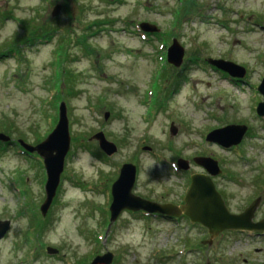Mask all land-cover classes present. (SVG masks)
Wrapping results in <instances>:
<instances>
[{
    "label": "rangeland",
    "instance_id": "1",
    "mask_svg": "<svg viewBox=\"0 0 264 264\" xmlns=\"http://www.w3.org/2000/svg\"><path fill=\"white\" fill-rule=\"evenodd\" d=\"M141 23L157 36L139 35ZM36 28L47 39L22 42ZM172 40L183 49L180 74L163 55ZM0 56V134L35 147L64 103L70 139L44 218L41 159L14 146L0 151V222L10 224L0 264H87L105 252L112 264H264V237L223 231L210 239L204 227L125 211L108 228L109 189L121 165L136 168L132 194L155 203L180 194L187 174L205 173L196 158L216 161L227 177L220 191L230 213L260 195L252 222L264 219V118L256 116L264 0H0ZM208 59L241 67L243 77L233 81ZM233 125L246 129L237 146L205 141ZM98 132L116 147L111 156L93 139ZM179 160L187 171L175 169Z\"/></svg>",
    "mask_w": 264,
    "mask_h": 264
},
{
    "label": "water",
    "instance_id": "2",
    "mask_svg": "<svg viewBox=\"0 0 264 264\" xmlns=\"http://www.w3.org/2000/svg\"><path fill=\"white\" fill-rule=\"evenodd\" d=\"M59 6L52 8L51 16L57 15ZM139 30L146 34H155L159 30L147 23H141L138 26ZM183 49L172 40L170 47L166 52V61L173 67H179L182 62ZM206 62L217 69L226 73L229 77L241 79L244 70L230 62L222 60H206ZM257 91L262 96L263 100L257 105L256 115L264 117V77L261 79ZM58 119L54 130L38 145L29 147L19 141L23 149L29 153H36L43 160V167L46 174L44 185L45 199L39 208L42 217L48 211L56 189L60 182V174L63 170L64 158L69 150V134L68 121L66 118V109L64 103H60L58 107ZM109 114H104V119L108 118ZM244 126H227L220 130H215L205 138V141L219 144L224 149L238 145L241 138L245 134ZM176 129L170 125L169 136L175 135ZM97 146L106 156H111L116 152V147L107 142L102 133H96L93 136ZM1 142H8L9 139L0 134ZM148 150V148H144ZM194 163L199 165L204 171V174L191 175L190 186L187 188L183 196V204L175 207L171 205H158L154 202L140 199L132 194L133 185L135 182L136 168L132 164H123L118 172V177L110 187L111 202L108 208L109 225L120 216L123 211L129 212H144L148 215H163L168 217L186 216L191 223L200 224L207 229L210 239L216 237L223 231H263L264 219L253 223V213L255 212L259 199L254 200L240 214H232L225 207L221 197L216 192L212 185L210 177L218 176L221 171L217 167L214 160L208 158H196ZM177 168L187 170L188 165L185 161L179 160ZM9 221L0 222V239L8 232L10 226ZM47 254L54 255L57 253L55 249L47 247ZM113 255L105 252L103 255L95 256L88 264H112ZM208 264V263H206Z\"/></svg>",
    "mask_w": 264,
    "mask_h": 264
},
{
    "label": "flooded vegetation",
    "instance_id": "3",
    "mask_svg": "<svg viewBox=\"0 0 264 264\" xmlns=\"http://www.w3.org/2000/svg\"><path fill=\"white\" fill-rule=\"evenodd\" d=\"M182 70H183V67L179 68V70H176L174 72H175V74H180ZM9 146H15V145H9ZM193 174H195V173H192V174L190 173V174L186 175V177H185L186 182L182 185L180 194H178V195H176V194H173V195L164 194V195L160 196V198H158V200L155 203H157L158 205H172V206H175V207H178V206L182 205L183 204V198H184L183 196L185 194V191H186L188 185L190 184V177ZM197 174H199V173H197ZM225 179L227 180V177L223 173L221 175H219V176L211 178L212 185L214 186L215 190L217 191V193L219 194V196L223 200L224 204H225V200H224L223 195H221L222 193L220 191V182L221 181L224 182ZM254 199H259V202H262V200H261L262 197L260 195H256V197ZM145 200H149L150 201L149 198H147ZM129 214L131 216L138 215V217H141L142 219L143 218L146 219L145 215L142 212H138V213H135V214L129 213ZM151 217L153 219H155L156 221H159V222H162V223H165V224H168V225H173V226H175L177 228H182V227L189 228V227H195V226H197L199 228H203L202 226H200L198 224H194V223L191 224L189 219L186 216H184V215H180L178 217H171V218L168 217V216H163V215H153ZM260 220H262V219H259L257 221H260ZM230 233H233V235H239V236H243L244 235L245 237H256V238L257 237H264V233L263 232H254L253 233V232H246V231H232ZM206 234H207V232H206ZM200 241H201L200 244H198V245H200V248H196V251H194V249H188V252H190V251L201 252L202 249H203L204 243L206 241H202V240H200Z\"/></svg>",
    "mask_w": 264,
    "mask_h": 264
},
{
    "label": "trees",
    "instance_id": "4",
    "mask_svg": "<svg viewBox=\"0 0 264 264\" xmlns=\"http://www.w3.org/2000/svg\"><path fill=\"white\" fill-rule=\"evenodd\" d=\"M43 28H36V29H34V30H32L30 33L28 32V36L24 39V40H22V42H24V43H28V42H33V41H35V39L36 38H39V39H47V36H48V34L49 33H47V32H44V30H42ZM40 31H43V33H39ZM19 44H14L10 49H8L7 51L8 52H10V51H13V50H15L16 48H17V46H18ZM177 82V79L175 80V83ZM94 155H96L97 157H101V158H103V159H105L104 158V156L100 153V152H96V153H94Z\"/></svg>",
    "mask_w": 264,
    "mask_h": 264
}]
</instances>
